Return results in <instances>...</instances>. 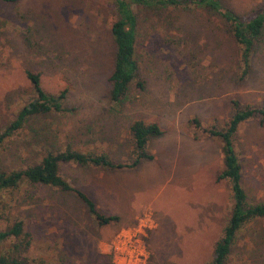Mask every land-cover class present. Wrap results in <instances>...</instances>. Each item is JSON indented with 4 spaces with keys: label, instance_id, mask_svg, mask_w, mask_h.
<instances>
[{
    "label": "rangeland",
    "instance_id": "374dc122",
    "mask_svg": "<svg viewBox=\"0 0 264 264\" xmlns=\"http://www.w3.org/2000/svg\"><path fill=\"white\" fill-rule=\"evenodd\" d=\"M263 2L221 0L237 16ZM134 13L142 87L131 86L117 105L108 98L115 14L107 0L0 1V131L28 101L26 72L37 74L50 95L66 91L61 112L32 118L5 140L1 171L66 148L105 153L126 165L133 121L153 123L161 132L146 144L151 159L134 168L59 166L72 188L85 193L102 216L118 217L116 222L99 226L75 194L53 187L22 183L1 192L0 231L19 221L22 234L0 246V254L20 243L23 264H111L113 237L141 220L147 227L146 264H205L211 258L229 212V188L216 179L218 141L194 129L191 120L219 128L233 102L260 105L264 33L253 46L248 74L238 81L236 45L213 15L142 7ZM233 147L247 196L264 201V123L254 117L239 124ZM226 264H264V219L243 227Z\"/></svg>",
    "mask_w": 264,
    "mask_h": 264
},
{
    "label": "trees",
    "instance_id": "16d2710c",
    "mask_svg": "<svg viewBox=\"0 0 264 264\" xmlns=\"http://www.w3.org/2000/svg\"><path fill=\"white\" fill-rule=\"evenodd\" d=\"M13 3L17 0H0ZM115 14L109 34L114 47L111 72L108 76L109 101L120 105L127 97L131 86L141 89L142 82L138 79V65L135 58L137 43V16L134 8L142 7L157 12H171L195 9L213 15L226 27L237 48V75L241 81L250 69V58L254 44L264 33V2L262 6L252 10L245 16H237L221 4V0H107ZM30 84V95L27 103L18 108L12 120L0 131V147L5 140L17 135L29 120L50 113L62 111L66 91L55 95L46 93L39 84L37 74L25 73ZM233 111L222 127H202L196 119L191 120L194 129L215 138L219 143L221 154V170L216 179L225 181L229 188L230 206L220 236L215 241L211 258L205 264H226L236 236L248 223H256L264 219V201H253L247 196L242 183V166L234 151L233 140L239 124L249 118H258L264 123V97L258 107H239L233 102ZM157 125L133 121L128 127L131 150L126 165L115 164L105 154L81 153L70 148L63 151L46 152L39 160L18 169L0 170V193L16 189L18 185H44L56 188L62 193H73L85 205L88 213L99 226L116 222V216H102L93 202L82 191L72 188L60 175L61 164H74L80 168L119 169L134 168L143 160H150L146 150L149 139L160 136ZM22 234V224L13 222L11 226L0 231V246L10 240H16ZM22 244L7 247L0 254V264H23L24 258L19 253ZM3 248V247H2ZM23 249V248H22Z\"/></svg>",
    "mask_w": 264,
    "mask_h": 264
},
{
    "label": "built area",
    "instance_id": "2783aa9c",
    "mask_svg": "<svg viewBox=\"0 0 264 264\" xmlns=\"http://www.w3.org/2000/svg\"><path fill=\"white\" fill-rule=\"evenodd\" d=\"M145 228V222L140 220L136 227L117 232L109 244L111 264H146Z\"/></svg>",
    "mask_w": 264,
    "mask_h": 264
}]
</instances>
